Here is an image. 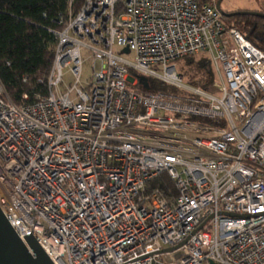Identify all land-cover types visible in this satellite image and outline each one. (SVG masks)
Segmentation results:
<instances>
[{"label": "built area", "instance_id": "1", "mask_svg": "<svg viewBox=\"0 0 264 264\" xmlns=\"http://www.w3.org/2000/svg\"><path fill=\"white\" fill-rule=\"evenodd\" d=\"M74 2L49 30L46 93L16 104L0 81V210L17 236L54 264H264V51L209 2ZM197 55L208 89L173 64Z\"/></svg>", "mask_w": 264, "mask_h": 264}, {"label": "trees", "instance_id": "2", "mask_svg": "<svg viewBox=\"0 0 264 264\" xmlns=\"http://www.w3.org/2000/svg\"><path fill=\"white\" fill-rule=\"evenodd\" d=\"M208 1L210 0H199L200 3ZM82 2L83 0H75L74 10ZM67 8L68 0H0V81L14 103L32 102L37 93H46V79L55 44L54 36L49 30L61 27L57 21L65 18ZM233 17L238 18V27L224 24L239 29L244 37L264 51V19L249 14ZM233 17L222 19L226 18L230 22L229 19ZM194 57L196 56L184 57L189 60L188 63H193L186 81L193 86L208 89L212 78L211 66L205 57L200 56L198 60H194ZM149 86L151 92H179L157 80L149 81ZM24 94L27 95L26 99L23 98ZM200 120L214 123L209 119ZM159 178L165 180L166 188L173 190L171 182L165 176L161 175Z\"/></svg>", "mask_w": 264, "mask_h": 264}, {"label": "water", "instance_id": "3", "mask_svg": "<svg viewBox=\"0 0 264 264\" xmlns=\"http://www.w3.org/2000/svg\"><path fill=\"white\" fill-rule=\"evenodd\" d=\"M220 3L221 0H216L215 8L222 17L249 14L264 19V13L259 11L224 12L220 8ZM122 52L127 53L128 49L124 48ZM128 80L132 81V78L129 77ZM138 81L143 89L150 90L149 82L146 77L139 76ZM23 237V240H21L17 236L0 210V264H54L31 233ZM172 249L173 248H169L167 250ZM210 264L215 263L210 262Z\"/></svg>", "mask_w": 264, "mask_h": 264}, {"label": "rangeland", "instance_id": "4", "mask_svg": "<svg viewBox=\"0 0 264 264\" xmlns=\"http://www.w3.org/2000/svg\"><path fill=\"white\" fill-rule=\"evenodd\" d=\"M214 1L216 0H210L208 2L210 4H214ZM220 8L222 11L228 13L239 11H259L264 13V0H221ZM226 20L228 19L223 18V23H227V25L231 24L237 27L239 26V20L236 17L230 18V22H227ZM87 55L88 54L86 51L83 50L81 52V56L83 59L82 80H85L88 74L91 72L93 61ZM200 56L204 57V55H197L196 57H194V60H198L197 58H199ZM126 57L131 58V54H128ZM188 62L189 60L185 59L184 57H180L173 61V64L175 65L177 71L183 74L185 80H187V78L189 79L190 70H192L193 68V63ZM95 68H99V62L97 61H95ZM151 68L155 69L156 71H160V69L155 65H152ZM150 81L155 80L150 79ZM70 83H72V78L69 76V74L66 73L64 77V83L60 86V89L63 90L64 87L69 85ZM127 85L129 87H132L130 83H127Z\"/></svg>", "mask_w": 264, "mask_h": 264}]
</instances>
